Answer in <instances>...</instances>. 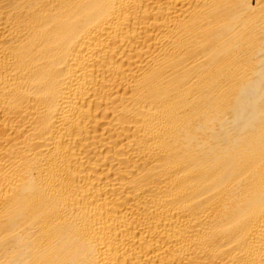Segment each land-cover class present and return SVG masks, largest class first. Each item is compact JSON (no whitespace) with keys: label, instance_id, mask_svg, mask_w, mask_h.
<instances>
[{"label":"bare ground","instance_id":"1","mask_svg":"<svg viewBox=\"0 0 264 264\" xmlns=\"http://www.w3.org/2000/svg\"><path fill=\"white\" fill-rule=\"evenodd\" d=\"M0 264H264V0H0Z\"/></svg>","mask_w":264,"mask_h":264}]
</instances>
